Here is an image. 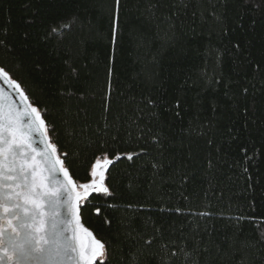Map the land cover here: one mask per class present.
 <instances>
[{"label":"trees","instance_id":"1","mask_svg":"<svg viewBox=\"0 0 264 264\" xmlns=\"http://www.w3.org/2000/svg\"><path fill=\"white\" fill-rule=\"evenodd\" d=\"M115 8L0 0V64L47 110L73 178L101 151L135 154L83 223L107 264H183L181 247L188 264H264V0H121L113 41Z\"/></svg>","mask_w":264,"mask_h":264},{"label":"snow or ice","instance_id":"2","mask_svg":"<svg viewBox=\"0 0 264 264\" xmlns=\"http://www.w3.org/2000/svg\"><path fill=\"white\" fill-rule=\"evenodd\" d=\"M120 5L121 0H115L113 41ZM238 27L243 29V22ZM68 30L70 25L62 24L59 29L54 27L52 33ZM232 47L241 51L240 42ZM0 84V264H107L111 245L97 239L82 224V208L93 206L88 199L92 193L112 196L105 184L110 166L122 158L131 161L135 154L110 157L107 151H101L87 166L89 181L78 183L66 166L68 153H59L50 135L55 127L46 119L47 110L34 103L24 81L3 64ZM96 211L99 213V208ZM110 223L105 220V224ZM153 242L152 238L144 240L148 246ZM163 247L166 249L167 245ZM181 253L183 264H188L193 253L185 247L172 251L171 256ZM131 260L138 264L135 256ZM192 264H199V258Z\"/></svg>","mask_w":264,"mask_h":264},{"label":"water","instance_id":"3","mask_svg":"<svg viewBox=\"0 0 264 264\" xmlns=\"http://www.w3.org/2000/svg\"><path fill=\"white\" fill-rule=\"evenodd\" d=\"M0 87H3V85L2 84H0ZM74 179V178H73ZM75 180V179H74ZM81 222H82V224L85 226V224L83 223V219H82V216H81ZM86 227V226H85ZM87 228V227H86ZM94 235V234H93ZM95 236V235H94ZM97 238V237H96ZM98 239V238H97Z\"/></svg>","mask_w":264,"mask_h":264}]
</instances>
